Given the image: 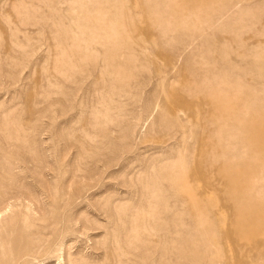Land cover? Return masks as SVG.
<instances>
[{
	"label": "rangeland",
	"instance_id": "374dc122",
	"mask_svg": "<svg viewBox=\"0 0 264 264\" xmlns=\"http://www.w3.org/2000/svg\"><path fill=\"white\" fill-rule=\"evenodd\" d=\"M0 264H264V0H0Z\"/></svg>",
	"mask_w": 264,
	"mask_h": 264
}]
</instances>
